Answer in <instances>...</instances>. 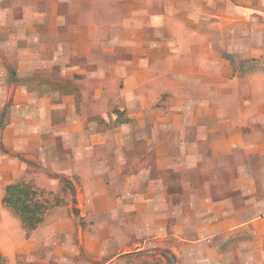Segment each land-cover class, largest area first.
I'll return each mask as SVG.
<instances>
[{"label":"rangeland","instance_id":"obj_1","mask_svg":"<svg viewBox=\"0 0 264 264\" xmlns=\"http://www.w3.org/2000/svg\"><path fill=\"white\" fill-rule=\"evenodd\" d=\"M0 255L264 264V0H0Z\"/></svg>","mask_w":264,"mask_h":264},{"label":"trees","instance_id":"obj_2","mask_svg":"<svg viewBox=\"0 0 264 264\" xmlns=\"http://www.w3.org/2000/svg\"><path fill=\"white\" fill-rule=\"evenodd\" d=\"M37 190L22 183H12L6 186L3 203L12 207L20 216L28 230L35 228L44 220L46 204L38 200ZM0 264H6L5 258L0 255Z\"/></svg>","mask_w":264,"mask_h":264},{"label":"crops","instance_id":"obj_3","mask_svg":"<svg viewBox=\"0 0 264 264\" xmlns=\"http://www.w3.org/2000/svg\"><path fill=\"white\" fill-rule=\"evenodd\" d=\"M3 256V255H2ZM4 257V256H3Z\"/></svg>","mask_w":264,"mask_h":264}]
</instances>
